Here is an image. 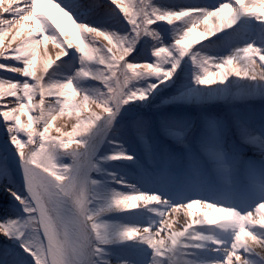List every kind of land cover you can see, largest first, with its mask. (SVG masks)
Wrapping results in <instances>:
<instances>
[{"label":"snow or ice","instance_id":"6c2138e0","mask_svg":"<svg viewBox=\"0 0 264 264\" xmlns=\"http://www.w3.org/2000/svg\"><path fill=\"white\" fill-rule=\"evenodd\" d=\"M0 14V264H264V0Z\"/></svg>","mask_w":264,"mask_h":264},{"label":"bare ground","instance_id":"6f19581e","mask_svg":"<svg viewBox=\"0 0 264 264\" xmlns=\"http://www.w3.org/2000/svg\"><path fill=\"white\" fill-rule=\"evenodd\" d=\"M176 2H180V3H197V2H205V0H176ZM2 15V14H0ZM7 39V38H6ZM49 48L51 49V44H49ZM0 75H16V74H12V73H5L4 70H0ZM11 99V98H8ZM0 103H3L2 100H0ZM59 119H57V121L54 122V125H57ZM2 197V196H0Z\"/></svg>","mask_w":264,"mask_h":264},{"label":"rangeland","instance_id":"374dc122","mask_svg":"<svg viewBox=\"0 0 264 264\" xmlns=\"http://www.w3.org/2000/svg\"><path fill=\"white\" fill-rule=\"evenodd\" d=\"M59 120H58V122H57V125H55V126H60V125H62L63 123H64V120L62 119V118H58ZM54 134V133H53ZM3 194L2 193H0V196H2Z\"/></svg>","mask_w":264,"mask_h":264}]
</instances>
